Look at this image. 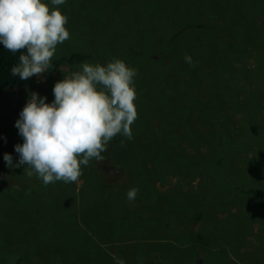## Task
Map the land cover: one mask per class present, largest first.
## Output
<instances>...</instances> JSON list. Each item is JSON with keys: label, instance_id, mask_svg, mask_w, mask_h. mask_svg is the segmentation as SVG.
<instances>
[{"label": "rangeland", "instance_id": "1", "mask_svg": "<svg viewBox=\"0 0 264 264\" xmlns=\"http://www.w3.org/2000/svg\"><path fill=\"white\" fill-rule=\"evenodd\" d=\"M44 2L53 7L51 0ZM108 2L65 0L60 10L68 17L70 38L57 46L52 59L73 52L86 57L13 84L0 96V224L8 229L0 232V264H264V208L259 206V202L264 204V141L244 151L245 142L237 140L238 135L231 139L229 133V140H221L228 125L241 114L254 115V123L264 127V112L249 108L236 113L234 108L240 104L233 100L234 94L224 99L233 92L225 79L219 83L214 74L203 77L200 71L210 63L199 49L223 42L219 33L230 34V46L244 40L231 34L234 28L230 25L223 32L193 40L195 29H191L184 33L188 40L161 58L159 54L150 55L144 66L140 52L170 41L162 37L169 33V22L161 19L157 24L153 17L143 19L139 10L144 2L133 8L106 6ZM160 4L172 9L173 4L183 6L184 19H177L181 17L179 10L174 13L178 26L189 15L200 18L211 15L214 9H219L214 16L261 14L264 0H160ZM247 29L264 41L260 37L263 30ZM131 32H139L136 45L125 49L128 56H124L125 63L137 69L134 103L138 119L131 126L133 138L117 136L111 140L102 153L105 159L82 166L83 174L75 183L58 181L45 188L34 183L35 175L26 174L25 165L8 169L3 155L11 154L14 164L19 159L14 146L22 144L23 138L15 122L29 94L36 92L51 103L57 80L79 70L85 61L104 64L119 58L114 39L120 37L116 34ZM256 47L264 53L262 44ZM186 54L192 64L185 62ZM238 55L228 51L223 69L239 66L243 57ZM253 61L249 56L247 66L252 67ZM259 70L257 84L264 90ZM208 81L214 83L212 91L219 98L217 106L222 114L218 126L212 118H201L200 97L204 88L208 90ZM262 104L264 111V101ZM185 128L194 129L196 138L203 141L207 137L214 146H220L223 158L222 164L221 159L209 163L210 170L191 181L186 175L196 161L208 157V147L203 143L195 146L179 160L172 151L173 144L161 145L166 136L182 133ZM216 130H221L222 136L212 137ZM20 176L22 180L14 184L12 180ZM103 183L110 184L106 193L102 192ZM11 184L25 187L18 192ZM132 187L139 191L130 201L127 192ZM26 193L30 201L19 208L18 201ZM244 210L251 217L245 216Z\"/></svg>", "mask_w": 264, "mask_h": 264}, {"label": "clouds", "instance_id": "2", "mask_svg": "<svg viewBox=\"0 0 264 264\" xmlns=\"http://www.w3.org/2000/svg\"><path fill=\"white\" fill-rule=\"evenodd\" d=\"M65 0H0V44L11 53L20 52L11 68L13 77L28 80L49 71L57 46L70 38L68 17L60 10ZM185 62L192 58L185 55ZM137 69L122 59L80 65L63 75L52 88L54 99L31 92L15 122L22 144H16L19 159L11 154L3 159L9 168L25 165L29 177L35 175L44 185L75 183L82 166L102 162L111 140L133 138L131 126L138 119L134 101ZM123 145L124 141H120ZM138 188L127 192L134 200Z\"/></svg>", "mask_w": 264, "mask_h": 264}, {"label": "trees", "instance_id": "3", "mask_svg": "<svg viewBox=\"0 0 264 264\" xmlns=\"http://www.w3.org/2000/svg\"><path fill=\"white\" fill-rule=\"evenodd\" d=\"M110 1L111 0H109L106 6H115L121 4L123 7L127 8H133L134 4L144 2L145 5H141L139 10V15L142 16L143 19H150V17H153L154 19L151 20H154L157 24L159 21H161V19H166L169 22V33L162 37H167L168 40L170 39V41L164 43L162 46L161 44H154L152 49H149L151 46H148L146 51L144 50L140 52V57L144 59V66L147 65L148 61L151 60V58L149 57L150 55L159 54V58H161L163 56V53L165 54L167 51L179 45L181 42L188 40L184 36V33L188 30L191 31V29H195V33H193L191 36V40H193L194 38H202L208 33L214 31H217L218 33L223 32V28L226 25L232 26L234 30L231 34L244 41L240 42L237 45L230 46L227 43V39L230 34L219 33V35L223 39V42L217 43L207 48L200 47L199 54H206L208 56L207 62L210 63L207 66L201 67L200 71L203 77H208L209 75L214 74L216 81L219 83L222 81V78L225 79L229 88H231L233 92L231 95L224 97V99H230L234 94L233 100L240 104L237 109L234 108V110H236V113H238L239 111L248 110L249 108H253L255 112L256 110L258 112H264L262 104V102L264 101V90L260 89L257 84L258 69H260L259 74L263 75L264 77V53L257 47L254 49L257 43H260L262 44V46H264V41L259 40V35L256 32L247 29V27H257L264 31V26L260 24L264 23V4H262L261 7V14H257L256 12L254 14H251L250 16H238L236 13L232 12L228 15L214 16L219 11V9L218 11L214 9L210 12L211 15L200 18H198L195 14L189 15L183 23L176 26L174 23V13L176 9L179 10L181 14V17L177 19L182 20L185 18V14L183 13V6L180 4H173L175 9H172L169 5L164 6V4H160V0H117L115 2ZM210 1L215 2L220 0ZM204 21H207V23L205 24ZM182 28H185L183 32H181ZM199 32H201L202 34L199 35ZM138 34L139 32L116 34L120 38L117 40L114 39V44L116 47V51L119 52L118 54H120L121 58H119H123L122 60L124 62L127 61L125 60V57L128 56V53L127 51H125V49L132 48L136 45ZM126 37H133L134 39L126 40ZM141 49H143V46H141ZM231 50L238 52L239 58L243 57L241 63L239 66L233 68H229V66L227 69H223L226 65L224 57L226 56L227 52ZM256 50H258L259 53H254V51ZM104 52L111 53L110 51ZM20 54V52L11 53L7 49H5L2 44H0V96L9 86L22 81L19 76L13 77L11 75V68L19 62ZM249 56H252L254 59L252 67L247 66V58ZM85 57L86 55L80 52H73L67 56L60 55L52 59V65L54 68H57L62 63L73 64L82 61ZM98 57L100 56H95V59H97ZM139 63H141V61ZM207 86L208 90L206 91V88H204L203 92L201 93L202 96L200 97L201 103L203 104V108L201 110V118H212L213 123L218 126V118L220 117V114H222L219 107L217 106L219 98L212 91V89L214 88V83L208 81ZM254 118V115H248L246 113L241 114L240 118L238 117L233 124L228 125V132L226 134L222 136L221 130H216L212 137L221 135V140L224 141L223 138L229 140V133H231V137L232 135H238L239 138L237 140L245 142L244 151L249 149V147L253 149L252 146L255 145V142L264 141V127L261 128L256 125L254 123ZM183 122L185 123V119H183ZM170 143L174 145L172 151L175 154L176 158L179 160H182L186 156V154L195 146L201 145L203 143L204 145H206V147H208V157H203L202 159L196 161L193 169H191V171L186 175L187 178L190 177L189 181L193 180V177L195 175H204L207 172L208 168L210 170L211 166H208L209 163L215 162L219 159H221V164L223 163V158L220 154L221 147L214 146L207 137H205L203 141L196 138L194 129L185 128L182 133H180L179 131H177L176 133H171L164 138V140L161 142V145H168ZM7 168L10 169L8 166ZM219 168L220 166H218V169ZM11 171L12 170L8 171V175ZM21 176L13 179L12 182H14V184L16 183V181L20 182L22 180ZM33 181L36 185L38 184V186H42L45 188L51 185H44L42 180H40L39 178H37V181ZM54 184L56 185L57 183ZM109 185L110 184L103 183L101 185L102 192L106 193ZM70 186L73 189V185L70 184ZM24 187V184H11V188L16 189L18 192H21ZM224 192H226V190H224ZM259 196H262V194L259 193ZM29 201L30 199L26 193L25 197L21 198L18 201L19 205L17 206L23 209L25 207V204H28ZM4 205L6 206L7 204ZM259 206L264 208V204L262 202H259ZM219 207H221L222 209H227L221 204H219ZM248 210H244L245 216L251 217ZM0 227L3 228L2 230H0V232L8 231L5 225L2 226L0 224Z\"/></svg>", "mask_w": 264, "mask_h": 264}, {"label": "water", "instance_id": "4", "mask_svg": "<svg viewBox=\"0 0 264 264\" xmlns=\"http://www.w3.org/2000/svg\"><path fill=\"white\" fill-rule=\"evenodd\" d=\"M233 138V136L231 137V139Z\"/></svg>", "mask_w": 264, "mask_h": 264}]
</instances>
